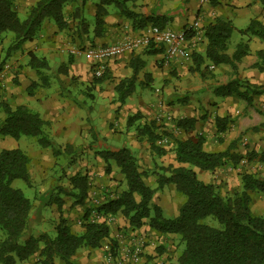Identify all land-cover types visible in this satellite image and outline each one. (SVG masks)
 <instances>
[{"label":"crops","instance_id":"crops-1","mask_svg":"<svg viewBox=\"0 0 264 264\" xmlns=\"http://www.w3.org/2000/svg\"><path fill=\"white\" fill-rule=\"evenodd\" d=\"M37 1L17 0V10L20 13ZM99 1L70 0L64 8L67 27L59 30L53 21L45 22L32 41H26L19 49L10 52L11 55L5 59L0 72V96L5 95V102L12 107L26 106L38 113L49 122L47 130L52 137L59 138L63 144L87 143L89 129L87 127L82 130L79 127L88 124L89 120L96 124L95 128H99L97 130L101 135L98 138L95 136L94 142L99 147H104L102 150L92 151L94 157L90 155L88 148L89 156L85 155L86 170L82 174L89 179V189H93L99 196L89 202L90 205L98 202L104 204L106 199L110 200V197L104 196L113 190L114 181H110L111 179L119 181L121 190L125 188L119 168L116 167L110 173L103 172L100 176L88 163L87 160L91 159L99 166H106L107 163L99 156V152L104 150L129 149L137 157L140 171L146 172L145 182L151 188H157V174L162 167L189 166L176 161L175 140L202 136L207 152H223L234 143H237L235 152L240 154L264 150V94L254 97L252 103L248 104L236 94L221 96L217 93L220 87L233 80L264 85V64L259 56L261 52L264 54V40L241 33L253 20L260 21L264 27V0H125L128 10L138 17L124 14L115 5L107 6L108 14L104 18L102 35L96 36L95 19ZM83 20L84 25L81 27ZM217 20L231 23V38L235 33L239 35L235 43L230 42L231 38L228 41L227 55L232 58L241 44L246 49L245 56L234 61L235 67L230 64L214 66L206 57L208 40L203 28ZM153 25L174 31L197 29V34L189 39L187 57L168 61L163 49L156 47L126 51L109 61V76L106 80H95L93 66L97 63L101 47L115 44L126 34L136 36ZM192 34L194 35L193 32ZM30 52L45 59L49 65L51 75L45 84L39 82V74L30 66ZM198 57L202 59L199 67L195 61ZM257 64L262 69L257 68ZM131 78H134L133 91L121 102L116 86L120 81ZM88 101L92 103L89 108L86 105ZM84 108L88 110L87 114H84ZM135 116L128 124L129 119ZM217 118L227 120L225 131H217ZM184 119L196 120L193 131L187 133L177 126ZM150 131L157 136L155 141L151 140ZM163 138H166V142L162 141ZM154 146L165 152L157 153ZM15 147L19 148L18 144ZM35 154V158L29 155L30 167L36 164L39 170L43 168L46 173L48 165L44 156L50 154ZM193 169L199 180L213 184L218 175L237 168L231 167L230 170L222 167L213 172ZM240 172L257 174L243 167L238 173ZM42 175L46 174L39 173L40 177ZM162 191L176 192L174 185H166L157 191L153 204L162 209L163 215L168 213L176 217L182 203L173 213L168 212L167 208L171 204L165 205V198L162 203L156 201L158 193ZM118 196L119 193L111 195L112 199ZM178 197L182 202L181 196ZM90 205L88 202L84 204L87 208ZM51 208L56 209L58 206L53 205ZM124 224L129 227L128 223ZM109 227L110 238L105 239L98 249L78 250L73 257L74 264H112L117 259L118 246L122 244L123 249L124 243L128 244L130 238L127 240L115 227ZM131 230L136 241L144 245L138 264L170 263L173 248L169 241L176 235H161L150 226ZM107 247L115 254L111 262ZM55 263L64 264L58 258Z\"/></svg>","mask_w":264,"mask_h":264},{"label":"trees","instance_id":"trees-1","mask_svg":"<svg viewBox=\"0 0 264 264\" xmlns=\"http://www.w3.org/2000/svg\"><path fill=\"white\" fill-rule=\"evenodd\" d=\"M69 1L38 0L22 17L15 0H0V42L9 38L10 53L19 49L22 43L32 41L47 21H53L59 30L65 29L67 21L64 8ZM110 5H115L124 14L138 17L128 10L125 0H100L95 19L96 36L102 35L104 18L108 14L106 7ZM83 23L84 20L81 21V27ZM231 26L228 21L217 20L203 28L208 40L206 57L214 66L230 64L235 67L234 61H239L246 54V49L241 44L232 58L227 55V44L233 32ZM246 28L241 31L242 34H251L264 40V27L260 21L253 20ZM259 56L264 64L263 52ZM29 57L30 66L39 75L49 70L45 59L38 58L32 52ZM195 61L199 67L202 59L198 57ZM256 66L262 69L260 65ZM2 67L3 62L0 63V72ZM108 76L107 70L103 77L94 78L97 82H103ZM133 86L134 78L122 80L116 86L121 102L130 95ZM217 93L221 96L236 94L251 104L254 97L264 94V85L233 80L220 87ZM0 114H4V118L0 119V137L19 140L23 136H32L37 138L43 148L54 145L47 132L49 122L28 107H12L1 101ZM135 118L136 116L131 117L128 124ZM226 123V119L217 118V131H225ZM195 124V119H184L177 126L188 133L194 130ZM149 136L152 141L157 138L151 131ZM204 144L202 136L175 140L176 161L189 166L162 167L157 174V188L146 184V172L140 171L138 159L129 149L99 152V156L108 164L107 173L112 171L111 163L119 168L125 188L119 192L118 197L107 200L98 211L103 215L123 217L131 229H141L148 225L161 235L178 236L184 248L177 261L170 264H264V216L256 215L252 208L254 196H264V178L255 173L244 172L240 174L241 190L233 195L223 196L214 184L199 180L193 169L213 172L226 166L237 168L244 160L264 166V150L240 154L235 152L237 143H234L223 152H207ZM57 148L55 156L62 152L61 147ZM153 149L159 154L165 152L155 146ZM30 164L29 155L20 148L0 152V235L3 237L0 240V264L22 263L36 255L39 257L37 264H56L57 258L64 264H74L73 257L78 250L100 248L102 242L110 238L111 230L106 222L88 221L84 223L83 231L77 233L61 215L55 237L47 233H41L37 237L28 235L33 204L12 183L23 180L28 186H32ZM70 184L73 190L70 195L75 198V204L83 206L88 198V177L76 175L70 179ZM169 184L174 185L176 193L185 198L179 214L173 218H165L162 209L152 202L157 191ZM57 206L58 209L62 206L59 199ZM209 217L214 218L218 225L204 223ZM87 218L85 214L84 220Z\"/></svg>","mask_w":264,"mask_h":264},{"label":"rangeland","instance_id":"rangeland-1","mask_svg":"<svg viewBox=\"0 0 264 264\" xmlns=\"http://www.w3.org/2000/svg\"><path fill=\"white\" fill-rule=\"evenodd\" d=\"M17 3V0H15V4ZM22 5V3H20ZM25 6V5H23ZM24 9V8H23ZM30 9V6H27L24 10H22L21 16L24 17L28 10ZM10 34V33H9ZM10 36H13V34H10ZM234 37L231 38L232 43H235L237 39L239 38V35L235 33L233 35ZM9 38H5L3 41L0 42V63L3 62V65H5V59L7 56L11 55L9 51ZM51 72L49 70L43 71L42 74L39 75V82L41 84H45L47 80L50 77ZM5 89V86L4 88ZM150 94V91H148ZM5 95L0 96V102L4 101ZM87 107H91L92 103L91 101L87 102ZM88 110L84 108V114H87ZM4 118V114H0V119ZM85 126H80L79 129L87 128L89 129L88 135H90L87 143L81 144H75V145H68L63 144L60 142L59 138H54L47 130L51 140L53 141L54 145L52 147L43 148L36 137L32 136H23L18 141H15V139H9L5 137H0V152L4 149H13L16 148L15 146H19L21 150H23L27 155L31 154V157L35 158V153L37 152H44L47 157L44 156V160L47 163L48 166H46L47 172L45 173V169L39 170L34 164L30 167V173L32 176V186H28L23 180H15L12 183V186L16 189H20L26 198L30 199V201L33 204V209L30 214V220H29V228L28 229V235L33 236H39L41 233H47L51 237H55L56 235V228L60 220V216L62 215L67 222L72 226L73 230L77 233H81L83 231V225L84 223L88 221H96V222H106L108 226L115 227V230L122 234V237L131 238L133 235L131 232V228L127 226V224H124L126 221L123 219V217L119 215H103L99 213L98 209L103 204L102 202L95 203L93 205H90L89 202L93 201V199H98L99 196L94 193L93 189H89L88 191V198L86 200V204L88 202L89 208L86 206H79L75 204V198L70 195L72 193V188L70 185V179L76 175H82L86 170V156L87 150L89 148V153L94 157V154H92V151H99L102 150L103 147H99V145L95 144L94 138L95 136L98 138L100 134V131L95 128L97 127L96 124L89 120L88 124H84ZM94 128V130H93ZM17 143V144H16ZM107 146H111L107 144ZM105 147V149L107 148ZM57 147L62 148V152L60 155L55 156L54 151L55 149H59ZM33 153V154H32ZM94 153V152H93ZM90 164L91 168L94 167L97 171V173L101 174L103 172L107 173V167L106 166H99L97 162L90 160H87ZM242 167L245 170L255 171L260 176V178H264V166L257 165L248 162H243L240 164L235 171L231 170V166L224 167L225 169H230L231 171H228L229 173H224L223 175H218L217 180H214L215 183H213L220 194L223 196L227 195H233L235 192L240 191L242 187L241 183V172ZM115 166L111 165V169H115ZM100 169V170H99ZM224 169V170H225ZM39 173H44L46 175L39 176ZM234 173V174H233ZM45 176V177H43ZM114 181V186L112 187V191L105 194V198L110 197L109 199H112V194H118L121 192V184H119V181L116 179H111L110 181ZM219 181V183H217ZM44 184V185H43ZM49 184V185H48ZM165 198V205H168L169 203L171 206L167 208V211L170 213H173L175 210H177L180 206V204L184 203L185 198L181 199L178 197L176 192L172 191H165L158 193V196L156 198V201L159 203H162V200ZM52 199V200H51ZM57 199L62 201V206L60 209H52L51 207L55 205L57 207ZM108 199H106L107 201ZM98 205V206H96ZM253 212L256 215L264 216V196L263 195H257L254 196L253 201ZM87 211V213H86ZM87 214L86 221L84 220V216ZM165 218H172L173 215L168 213L164 214ZM125 221V222H124ZM124 222V223H123ZM127 223V222H126ZM204 223H207L212 226H217L215 219L212 217H209L205 220ZM148 226V225H145ZM129 231H128V230ZM3 237L0 235V240ZM169 241L170 247L173 248L171 251L172 257L170 258V263H174L175 258L182 253L184 246L181 244L180 239L178 236H174L170 238ZM125 247L127 246V243H124ZM122 246V244H121ZM121 246H118V257L115 261V264H119L120 259V252H122ZM114 247V246H112ZM124 247V248H125ZM117 248V247H115ZM39 257L36 255L29 259L28 261L22 262L24 264H37ZM168 263V264H170ZM21 264V263H20ZM160 264V263H159ZM167 264V262H166Z\"/></svg>","mask_w":264,"mask_h":264},{"label":"built area","instance_id":"built-area-1","mask_svg":"<svg viewBox=\"0 0 264 264\" xmlns=\"http://www.w3.org/2000/svg\"><path fill=\"white\" fill-rule=\"evenodd\" d=\"M194 33V35L192 34ZM197 29L185 31H174L169 28H159L150 26L141 31L136 36L126 34L120 41L112 45L101 47L97 54V63L93 66V74L96 78H101L107 72V64L109 61L117 58L126 51H137L141 48H149L150 46L162 48L165 58L168 61L185 58L188 54L189 39L195 36ZM192 36L188 38V35ZM166 142V138L162 139ZM108 258L111 262L115 258V254L110 247H107ZM144 245L142 242L136 241V237H131L129 243L120 252L119 264H138L143 254ZM117 260V259H116ZM115 260V261H116ZM115 261L111 262L115 264Z\"/></svg>","mask_w":264,"mask_h":264}]
</instances>
